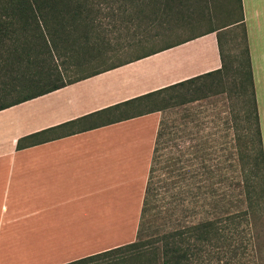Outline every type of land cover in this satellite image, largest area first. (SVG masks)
I'll return each instance as SVG.
<instances>
[{
  "label": "crops",
  "instance_id": "obj_1",
  "mask_svg": "<svg viewBox=\"0 0 264 264\" xmlns=\"http://www.w3.org/2000/svg\"><path fill=\"white\" fill-rule=\"evenodd\" d=\"M241 15L264 148V0H241ZM232 24L0 111V264H69L137 240L166 110L148 96L221 70Z\"/></svg>",
  "mask_w": 264,
  "mask_h": 264
},
{
  "label": "rangeland",
  "instance_id": "obj_2",
  "mask_svg": "<svg viewBox=\"0 0 264 264\" xmlns=\"http://www.w3.org/2000/svg\"><path fill=\"white\" fill-rule=\"evenodd\" d=\"M94 3L97 19L90 51L62 50L53 60H0V106L241 18L240 0H175L169 8L149 5L145 0ZM220 41L227 62L223 74L166 92L157 101L166 109L160 166H170L168 159L174 155L184 159L195 154L212 155L213 164L222 172L221 216L232 238L231 250L238 253L224 264H264V205L258 199V185L252 188L248 182V171L260 148L252 114L253 91L245 80L243 26L222 32ZM39 73L50 77L37 79L38 83L31 81ZM180 166L202 165L195 162ZM162 171L164 178L166 170ZM167 208L165 204L163 210Z\"/></svg>",
  "mask_w": 264,
  "mask_h": 264
},
{
  "label": "trees",
  "instance_id": "obj_3",
  "mask_svg": "<svg viewBox=\"0 0 264 264\" xmlns=\"http://www.w3.org/2000/svg\"><path fill=\"white\" fill-rule=\"evenodd\" d=\"M145 1L149 5L169 8L175 0ZM95 9L94 0H0V60H53L62 50L73 52L82 48L90 51L92 45L89 42L97 19ZM243 22L244 16L241 15V20L232 25H242L244 30ZM244 37L247 63L245 80H249L253 91L252 114L256 142L260 148L248 171V182L252 183V188L258 185V199L264 205V148L246 32ZM220 50L223 59L221 70L148 97L162 95L197 80L223 74L227 69V62L221 41ZM106 69L62 84L56 83L47 89L36 90L16 102L1 105L0 111L97 75ZM45 77L50 75L39 73L31 81L45 80ZM163 136L162 127L152 160L137 240L69 264H224L238 256L236 251L234 253L231 250L232 238L228 235L221 216V168L213 164L212 155L204 153L195 154L188 159L174 155L168 159L170 166L162 168ZM195 162L202 166H180L182 163ZM162 170H166L164 178H161ZM165 204L169 208L163 210ZM159 220L163 223L159 224Z\"/></svg>",
  "mask_w": 264,
  "mask_h": 264
}]
</instances>
